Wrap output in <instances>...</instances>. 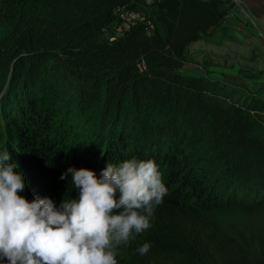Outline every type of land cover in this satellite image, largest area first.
<instances>
[{
	"label": "rangeland",
	"instance_id": "1",
	"mask_svg": "<svg viewBox=\"0 0 264 264\" xmlns=\"http://www.w3.org/2000/svg\"><path fill=\"white\" fill-rule=\"evenodd\" d=\"M10 1L0 0V8L3 10ZM175 1L179 5L167 19L170 26L163 38L165 56L172 59L171 64L178 74L184 79L201 83L205 88V96L212 98L229 114H234L236 108H244L246 115L256 122V135L264 142V101L242 85L247 79L259 76L264 71V45L247 29L248 24L243 23L247 16L240 2ZM13 2L16 3L22 34L14 47L1 48L6 40L0 45V120L6 119L4 111H12L13 96L21 98L15 92L21 87L23 89L24 84L25 92L30 95V105L35 104L36 97L38 99L31 115L37 116L40 100H47L49 106L45 114H60L59 129L65 132L66 141L84 142L91 146L92 153L99 146L104 149V153L108 151L107 140L118 130L119 124L120 128L132 133L134 143L146 141L154 151L184 149L173 157L179 163L177 171L181 175L178 180H184L187 175L188 180H192L189 170L194 167L196 171L204 172L205 181L200 192L202 198L196 196L199 192L187 188V185L180 190L184 194L194 193L195 198L186 201L188 206L203 210L217 205L230 208L245 205L241 201L261 202L258 206H264V172H259L264 169V159L261 157L263 160H259L261 158L254 156L250 150L235 149L203 113H189L184 107L170 105L162 97L149 100L140 108L128 92L117 100V106H113L106 100L109 96L105 97V87L95 91L90 86L82 87L80 100L76 97L77 93L68 97L62 93L56 72V55L63 56L67 63L68 60L71 63L72 60L78 62L77 67H72L76 70L72 80L78 83L77 88L81 87L79 71L84 70L79 67V60H82L79 58L84 48L74 46L73 40L78 31L77 10L85 9L87 0H70L69 6L65 0ZM163 2L145 0L147 7ZM217 4H220L226 15H220L219 10L215 9ZM155 12L156 8L136 7L132 1L115 0L114 20L100 29L98 40L93 46L95 54L88 57L94 62L105 64L101 67L106 74L104 83L109 78L106 72L114 71L107 64H113L120 57L131 53L137 54L144 49L154 51L153 48L161 46L151 43L157 27L161 28L159 16L162 15ZM253 27L257 28L256 25ZM196 35L202 39L192 42ZM3 38H6L5 32L0 25V39ZM80 39L84 41L83 37ZM115 49L120 50L117 55H113ZM79 53L80 57H74V54ZM137 61L139 72L145 75V60L140 58ZM116 74L113 72V75ZM35 75L38 78L42 75L43 80L34 86L33 94V83L38 81ZM9 90L12 93L10 97ZM62 120L64 122L61 123ZM111 125H114L113 128ZM3 133L1 129L0 148L6 143ZM217 169H223L216 172V177H220L218 179L215 178ZM211 185L215 186L210 193L208 188ZM227 199L233 201L227 202ZM132 243L139 245L136 238L134 242L120 247L118 264L127 263Z\"/></svg>",
	"mask_w": 264,
	"mask_h": 264
},
{
	"label": "trees",
	"instance_id": "2",
	"mask_svg": "<svg viewBox=\"0 0 264 264\" xmlns=\"http://www.w3.org/2000/svg\"><path fill=\"white\" fill-rule=\"evenodd\" d=\"M129 1L136 7L141 5L156 8L155 13L162 15L159 16L161 28L157 27L155 38L151 42L161 46L153 48L154 51L144 49L137 54L131 53L120 57L113 64H107L117 74L106 72L109 78L104 83L106 74L101 67L105 64L94 62L88 57L95 54L93 46L98 40L100 29L114 20L115 0H87V7L77 10L78 31L73 40L74 46L84 48L82 55L74 54V57L81 55L79 59H82L79 60V67L84 70L79 71L81 87L77 88L78 83L72 80L76 75V70L72 67H77L78 62L71 59L72 63L69 60L67 63L63 56L56 55V72L62 93L67 97L77 93L76 97L80 100L82 87L90 86L92 91L105 87V97L109 96L106 98L108 103L115 106L117 100L128 92L140 108L149 100L162 97L170 105L184 107L189 113H203L235 149L250 150L254 156L264 159V142L256 135V122L246 115L245 109L236 108L234 114H229L212 98L205 96V88L201 83L184 79L178 74L171 64L172 59L165 56L162 44L170 26L167 19L177 10L179 2L164 0L161 5L154 3L147 7L145 0ZM65 4L69 6L70 0H65ZM15 5L12 0L4 5L3 10L0 8V25L4 28L6 37L0 39V45L6 40L1 48L14 47L22 34ZM216 8L220 15H226L220 4L215 5ZM206 13L205 11L204 14ZM79 37H83L84 41ZM201 39L200 35H196L192 42ZM119 51L115 49L113 55H117ZM140 58L145 60V75L137 68V59ZM35 78L38 81L33 83V94L34 86L43 80L42 75L40 78L35 75ZM21 90L15 92L21 98L13 96L15 100L12 111H4L6 119L0 120V130L3 129L5 133L2 135L6 137V143L0 151L8 149L11 162L18 165L17 170L25 178L26 188L20 195L26 199L29 196L31 200L47 197L59 207L65 199H78L79 196L78 189L72 184L71 173L63 180L60 178L70 167L90 169L99 175L110 162L118 163L133 156L140 160L154 159L168 194L155 210L152 227L136 237L139 245L132 243L126 264H264V206H258L261 202L241 201L245 205L230 208L217 205L207 210L188 206L186 201L195 198V195L193 192L184 194L180 190L187 185V188L199 192L196 196L202 198L200 192L205 181L204 172L196 171L194 167L189 170L192 180H188V175L184 180H178L181 173L177 171L179 163L174 158L177 152H183L184 149L154 151L146 141L134 143L132 133L120 128L119 124L118 130L107 140L108 151L104 153V149L99 146L92 153L91 146L84 142L79 144L66 141L65 132L59 129L60 114H45L46 107L49 106L47 100L41 99L37 116L31 115L38 99L36 97L35 104L30 105V95L25 92L24 84ZM11 94L9 90L8 96ZM111 126L113 128L114 125ZM262 158L259 160L262 161ZM226 167L233 169L231 166ZM220 170L223 169L215 171L216 179L220 178L216 177V172ZM259 172H264V169ZM187 181L190 183H186ZM193 186L195 188L192 189ZM214 186L208 188L210 193L214 191ZM232 201L227 199V202ZM146 242L151 245L150 251L141 255L138 248Z\"/></svg>",
	"mask_w": 264,
	"mask_h": 264
},
{
	"label": "clouds",
	"instance_id": "3",
	"mask_svg": "<svg viewBox=\"0 0 264 264\" xmlns=\"http://www.w3.org/2000/svg\"><path fill=\"white\" fill-rule=\"evenodd\" d=\"M8 149L0 151V264H118L122 245L152 227L168 189L154 159L108 163L100 174L69 168L78 199L56 207L27 199L25 178ZM150 243L138 252L145 255Z\"/></svg>",
	"mask_w": 264,
	"mask_h": 264
},
{
	"label": "crops",
	"instance_id": "4",
	"mask_svg": "<svg viewBox=\"0 0 264 264\" xmlns=\"http://www.w3.org/2000/svg\"><path fill=\"white\" fill-rule=\"evenodd\" d=\"M241 9L246 13L247 19L243 21L248 24L247 29L253 32L255 38L260 40L264 45V0H238ZM249 17V18H248ZM249 22V23H247ZM253 25L257 26L253 27ZM259 34V36H258ZM257 35V36H256ZM245 88H249L254 94H258L259 98L264 101V71L259 76L247 79L242 83ZM257 92V93H255Z\"/></svg>",
	"mask_w": 264,
	"mask_h": 264
},
{
	"label": "built area",
	"instance_id": "5",
	"mask_svg": "<svg viewBox=\"0 0 264 264\" xmlns=\"http://www.w3.org/2000/svg\"><path fill=\"white\" fill-rule=\"evenodd\" d=\"M154 4V3H153Z\"/></svg>",
	"mask_w": 264,
	"mask_h": 264
}]
</instances>
